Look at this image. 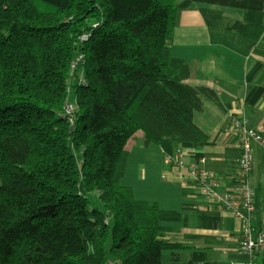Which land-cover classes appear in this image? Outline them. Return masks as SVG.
Instances as JSON below:
<instances>
[{"label":"trees","instance_id":"trees-1","mask_svg":"<svg viewBox=\"0 0 264 264\" xmlns=\"http://www.w3.org/2000/svg\"><path fill=\"white\" fill-rule=\"evenodd\" d=\"M185 6L0 0V264H161L174 248L161 224L186 218L121 179L139 132L207 141L194 122L207 90L183 83L171 53Z\"/></svg>","mask_w":264,"mask_h":264},{"label":"crops","instance_id":"crops-1","mask_svg":"<svg viewBox=\"0 0 264 264\" xmlns=\"http://www.w3.org/2000/svg\"><path fill=\"white\" fill-rule=\"evenodd\" d=\"M183 1L187 6L177 12L171 53L188 68L183 83L207 90L200 94L202 109L194 115L207 141L145 144L144 134H135L127 144L121 185L131 189L137 201L186 218V224H161L165 230L161 241L174 247L163 251L161 264H264V256L250 257L241 251L242 220L191 182L176 178L165 163L178 154L186 165L206 159L199 165L217 179L218 192L234 191L241 149L230 119L242 120L264 137V0ZM253 153V224L261 232L264 146L254 143Z\"/></svg>","mask_w":264,"mask_h":264},{"label":"built area","instance_id":"built-area-1","mask_svg":"<svg viewBox=\"0 0 264 264\" xmlns=\"http://www.w3.org/2000/svg\"><path fill=\"white\" fill-rule=\"evenodd\" d=\"M88 37H82L81 41ZM82 57L77 60V63ZM77 63L72 64V70L77 67ZM74 104H68L66 114L73 115ZM231 128L236 133L241 154L239 158V172L236 178L235 189L232 193L220 194L218 192L219 183L213 174L204 169L206 159H201L199 164L186 165L182 155L168 157L166 165L174 166L176 178L191 182L201 193L212 202L221 206L233 216L242 220L244 230L240 239V249L250 257L264 256V231H258L253 224L256 207L254 190L250 179L255 167L253 144L257 143L264 146V137L255 129L248 127L242 120L232 117Z\"/></svg>","mask_w":264,"mask_h":264}]
</instances>
